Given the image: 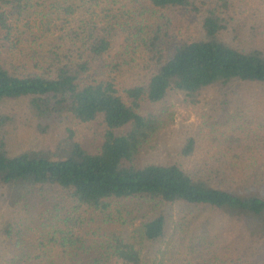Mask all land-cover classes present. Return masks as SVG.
<instances>
[{
    "label": "trees",
    "instance_id": "16d2710c",
    "mask_svg": "<svg viewBox=\"0 0 264 264\" xmlns=\"http://www.w3.org/2000/svg\"><path fill=\"white\" fill-rule=\"evenodd\" d=\"M20 115L51 145L11 150ZM259 129L264 0H0V264H264Z\"/></svg>",
    "mask_w": 264,
    "mask_h": 264
},
{
    "label": "rangeland",
    "instance_id": "374dc122",
    "mask_svg": "<svg viewBox=\"0 0 264 264\" xmlns=\"http://www.w3.org/2000/svg\"><path fill=\"white\" fill-rule=\"evenodd\" d=\"M184 10V9H183ZM200 14L199 13H188L185 10L180 11L177 13V22L173 24L172 29L176 34L181 33H187L191 29H196L195 24L199 22ZM164 21V19L162 20ZM197 31V30H195ZM15 103L13 106L16 107V111H20L21 114L27 109L26 100L25 99H17L14 101ZM6 105L10 107L7 103ZM202 105V104H199ZM13 112H15L13 110ZM21 115L19 118H16L18 120L17 126L13 125L12 130H10L11 134L9 135V142H10V149L13 151H16L17 149H22L26 146V144L29 142L31 146H34L36 149H40L45 145H51L48 141L46 144H43L42 141H40L41 136L39 135V132L33 130L31 126H28L26 124H20L21 123ZM202 119L198 116V112L196 110L195 104H192L190 102H187L183 105L179 104L177 107V113H176V119L173 127L175 128H181L187 126L189 123L194 122L195 125L198 123L200 124ZM20 122V123H19ZM99 121H94L89 124H82V125H75L74 128L77 132V137L83 142L85 147L90 151H96L98 147L103 142V138L101 137V128L97 125ZM20 127V128H19ZM264 132V129H259ZM173 135L172 131H167L162 133V142H167L166 139L171 137ZM262 144H264V137L260 140ZM169 151V150H167ZM215 151V149H213ZM264 154V150H262ZM151 154L149 153L148 156ZM261 160H264V155ZM47 200V199H46ZM50 201V200H47ZM30 206L32 209H35V205L33 204V200L31 198L30 200ZM72 213L75 214L78 219V222L71 221L70 225H74L78 230L83 231L85 228H95L97 225V217L95 216V220H91L90 217H92V214L84 213L82 210H72ZM205 213V212H203ZM88 216V221H82L79 219V216L85 219V216ZM37 216V215H36ZM217 220V219H216ZM218 221V220H217ZM220 221L221 219L215 224L216 227H220ZM30 225H41L40 221H34L30 222ZM120 225V224H118ZM208 225H210V222H208ZM122 228V227H121ZM87 237L89 238V245L88 248L93 256H97V243H96V236L93 234H88ZM29 240V239H27ZM26 240V242H27ZM25 242V243H26ZM31 244H25V249H28V247ZM9 256H16L15 254H11Z\"/></svg>",
    "mask_w": 264,
    "mask_h": 264
}]
</instances>
